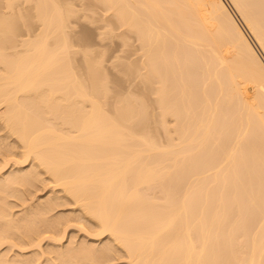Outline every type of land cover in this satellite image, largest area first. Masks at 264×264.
Masks as SVG:
<instances>
[{"label": "bare ground", "instance_id": "1", "mask_svg": "<svg viewBox=\"0 0 264 264\" xmlns=\"http://www.w3.org/2000/svg\"><path fill=\"white\" fill-rule=\"evenodd\" d=\"M95 1L142 41L115 66L153 101L72 0H0V264H264V0ZM85 218L107 241L64 244Z\"/></svg>", "mask_w": 264, "mask_h": 264}, {"label": "rangeland", "instance_id": "2", "mask_svg": "<svg viewBox=\"0 0 264 264\" xmlns=\"http://www.w3.org/2000/svg\"><path fill=\"white\" fill-rule=\"evenodd\" d=\"M92 1L93 0H90V1L89 0H72L73 3H71V4H72L73 8H75L78 11V14H77V17H74L73 18L74 20L72 19V22L73 23L72 22L71 23H72L73 27H71V28H73L75 30V32H79L80 33L81 31H83V32L84 31L85 32L86 31L87 32L89 31V33H91L93 35V38L94 39L93 40L91 39L93 42L91 41V44H89V47L92 46L94 48V49L93 48H91V49H93V50L96 51V52L93 51V53H94V55L98 56L97 58H99L102 55V58L104 59V62H105L104 68L106 67L107 74L109 73L112 76H117V77H114V78H115V80L118 81V79L122 78L121 76H122L123 73L121 74V72H119L118 71V68L115 66L116 65V60L118 58H123V59H118L119 61L120 60H122V61L123 60L124 61H128L129 60V61H131L132 59L135 60V58L137 60H139L141 58V57H139L140 56L139 53H142V52H140L141 51V48H142V45H141L142 41L138 39L139 37H138V35L136 36L135 32L126 31L124 28L119 27L118 23L115 24V21L113 22L114 24H112L110 22V20H111V18L113 19L114 15L111 16L112 13L111 12H110L111 14L108 13L109 11L106 10L105 6L102 3H101L102 5H100L99 4L100 2L97 3L98 1H95L94 0L93 1V4H92ZM70 2H71V0H70ZM226 2L229 4V6L231 7V9H233V11H234V7L232 6L230 0H226ZM89 15H90L91 18L89 17ZM113 20H115V18ZM109 22L111 23V26L110 25L109 26L110 27L113 26L112 29H114V30H113L112 34L110 33V35H104L103 32L106 31L107 33H109L110 30H112V29H110V27H108ZM105 24H107V26ZM34 28H36V27L34 26ZM73 29H71V30H73ZM75 32H73V33H75ZM106 32H105V34H106ZM92 35H91V37H92ZM140 41H141V43H140ZM78 47H81L82 48V46H78ZM139 48H140V50H139ZM97 53L100 54V56L97 55ZM79 57H80V55H79ZM79 57L77 56L78 59H80ZM138 57H139V59H138ZM141 60L142 59H140V61ZM119 68H120V66H119ZM119 74L121 75V76H119L120 78H118V75ZM125 77H127V76H125ZM136 77H138V75ZM136 77L135 78L134 77L132 78V79H134V81H131V77H127L128 80H125L124 81L123 80L124 77H123L122 78V81H119V82H123L124 81V85L122 83H120V84H122L121 85L122 87L120 86L121 88H119V89H121L120 92L121 93H125V91H127V92H133V91H135L134 94H137V95H141L142 96L143 94H140V92L141 93H145V92L148 91L149 94L145 93L144 95L147 94L149 98L147 97V95L145 97H147L150 101H153L151 99L153 97V96H151L152 93H153V90H152V93H151V88L154 87V86L150 84L152 87L149 85V89L148 90L145 89L146 91L144 92L143 89H140L141 86L140 87H138V86L136 87V85H137V83L135 81V79H137ZM114 78L111 77L109 79H114ZM129 79H130V81H129ZM137 81H139V80H137ZM109 82L111 83V82H116V81H113V80L111 81L110 80ZM134 82L136 83L135 85H134ZM138 85H142V82L141 83H138ZM111 86H113V84ZM126 86H129V87H126ZM130 87L133 88V89H131ZM122 89H125V91L124 90L122 91ZM147 98H145V100H147ZM150 101H148V104L150 103ZM155 105H156V103L154 102V104L151 106L153 110H155L156 107L158 106L157 105L155 107V109H154V106ZM157 110H160V109H156L155 112ZM171 119L173 120L174 118H171ZM171 119L168 117L167 118V121H169V123H171V126H173L172 125V122H170ZM174 122H175V119L173 120V123ZM166 123L168 124V122H166ZM167 126L170 127L169 124ZM172 128H174V127H172ZM160 129H162V128H160ZM160 129H159V132H161ZM173 130H172V132H173ZM156 132L158 133V130ZM172 132L170 133L171 135H172ZM165 133H167V132L164 131V133H163L164 136L165 135L167 136V134H165ZM173 134L175 135L174 132H173ZM156 136H157V134H156ZM158 138H160V142H163V140H161V139H164V137L162 135L160 137L158 136ZM227 147L225 148V151H226V149L228 150ZM222 149L224 151V148H222ZM10 164H11V161H10V163L7 166L5 165V167L7 168ZM5 167H4V170H6ZM243 172L245 173L246 171H243ZM247 174L249 175L248 172H247ZM244 175H246V174H244ZM244 175H243V177H248V176H244ZM243 179L245 180V178H243ZM44 182H42L41 184H45V185H40V189L36 190V196H35V193H34V196L35 197H32L33 199L31 198L32 201L31 200L30 201L32 203H34L35 201L37 202V200H39V199H43L44 196H46V194H48L49 190H51V188H53V185H51L52 184L51 181H48V179H46V183H44ZM55 188L56 187L54 186L53 192L55 191L54 190ZM56 190H57V188H56ZM37 197H38V199H36ZM73 206H74V204H67V205L64 204V205H61L60 207H56V210L57 211H60V210L63 211L64 210V213H68V211L66 212V210H69V212H70V210L73 211L74 210L73 208H75V206L74 207ZM15 207H14L15 210L16 209H20L22 207V205L21 206H17V208H15ZM53 211H55V209ZM74 211L77 213V210H74ZM76 220H81V222L80 221L78 223L76 222L77 223V226L74 225L75 223H73L75 220L69 222L70 225H68V227L66 229V233H65L66 236H64V239H63L64 244L66 243V240H67V238H69V236H72L73 237V240L75 239L74 241L76 243H73L72 245H76L79 240H80L79 242H82L81 239H83V243H84V241H86L87 243H85V244H89V245H93V244H90V243H92L91 241H93V243H94V240H95V242L97 240L96 244H99V243L101 244L102 242H104V239H105V241H107L106 237H108V236H106V233H104L103 235L100 233L101 235L98 234L95 237L94 233H96L98 231L97 230L98 228L92 222H90L91 223L90 224L89 223L90 220H88L86 218L84 219V222H82L83 219H76ZM85 220L87 222H85ZM92 224H93V226H92ZM94 226L97 229H94ZM87 232L90 233V235H92V236H90ZM91 233H93V234H91ZM98 233H99V231H98ZM97 237H99V238H97ZM100 237L101 238L103 237L102 238L103 239L102 241H100L101 240ZM46 240H43V242H42L43 245L48 242V240L47 241ZM88 241H89V243H88ZM11 251H10V254H11ZM118 254H120V252ZM123 255L121 253V256L118 255V257H116L117 256V254H116L115 255V258L112 259V261H110L109 264H123V263L124 264H127L128 261H124L127 258L124 259L125 258L124 257L125 255L124 256Z\"/></svg>", "mask_w": 264, "mask_h": 264}]
</instances>
